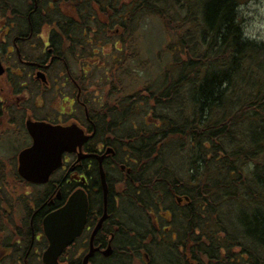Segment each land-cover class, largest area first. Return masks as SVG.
<instances>
[{
    "label": "trees",
    "instance_id": "trees-1",
    "mask_svg": "<svg viewBox=\"0 0 264 264\" xmlns=\"http://www.w3.org/2000/svg\"><path fill=\"white\" fill-rule=\"evenodd\" d=\"M60 1L49 18L66 34L74 18ZM242 1L89 0L77 8L96 32L75 44L84 55L73 63L101 70V125L134 157L120 235L134 247L148 240L149 264H264V41L246 36ZM148 18L172 38L157 66L142 56ZM167 210L170 234L161 241L146 214ZM131 260L127 253L120 264Z\"/></svg>",
    "mask_w": 264,
    "mask_h": 264
},
{
    "label": "flooded vegetation",
    "instance_id": "flooded-vegetation-1",
    "mask_svg": "<svg viewBox=\"0 0 264 264\" xmlns=\"http://www.w3.org/2000/svg\"><path fill=\"white\" fill-rule=\"evenodd\" d=\"M88 2L66 0L67 14L74 19L64 34L49 18L55 4L62 5L60 0H0V264H46L45 219L77 190L86 195V222L57 256L58 264H120L127 253L131 264L151 262L153 246L148 248V240L146 246H123L120 235L125 231L121 217L127 218L130 208V199L122 193L133 181L134 157L101 125V75L73 63L79 51L84 55V48L75 44L95 37L96 31L89 30L77 9H88ZM42 122L76 124L82 133L75 149L63 151L59 166L31 179L23 171H40L41 160L36 153L22 160L21 154L34 144L28 123ZM146 216L158 240H168L169 230L159 221L164 214ZM91 246L94 251L88 255Z\"/></svg>",
    "mask_w": 264,
    "mask_h": 264
},
{
    "label": "water",
    "instance_id": "water-1",
    "mask_svg": "<svg viewBox=\"0 0 264 264\" xmlns=\"http://www.w3.org/2000/svg\"><path fill=\"white\" fill-rule=\"evenodd\" d=\"M2 68L3 66L0 62V71ZM28 126L34 137V144L30 150H26L21 154V158L24 160L30 156L29 153L32 155L36 153L38 159L41 160L40 171H35L31 167L23 171L25 176L31 179L37 178L38 176L42 178V175L46 176L53 168L58 166L63 151L75 149L82 133L76 124L52 126L51 124L42 122L28 123ZM101 180L106 196L107 183L105 173L102 169ZM87 211L88 204L86 195L82 190H77L65 206L45 219V232L49 239V246L44 253V261L46 264H58L57 256L60 252L81 234L86 222ZM101 222L97 225L95 232L101 226ZM95 232H93V235ZM93 251L94 249L91 246L88 255L92 254ZM88 255L85 257V262L87 261Z\"/></svg>",
    "mask_w": 264,
    "mask_h": 264
},
{
    "label": "rangeland",
    "instance_id": "rangeland-1",
    "mask_svg": "<svg viewBox=\"0 0 264 264\" xmlns=\"http://www.w3.org/2000/svg\"><path fill=\"white\" fill-rule=\"evenodd\" d=\"M242 14V26L246 36L257 41H264V0H243L240 6ZM142 31V56L150 61L152 66H157V52L163 47V44L170 37L167 35V29L158 19H146L143 21ZM172 38L170 39V41ZM87 59L89 57L87 56ZM86 59V60H87ZM89 64H87V67ZM98 72H101L99 70ZM97 73V72H96ZM101 88V87H100ZM99 90V89H98ZM104 89H101V95H104ZM104 99V96L101 100ZM141 117L140 115H137ZM168 212V211H167ZM168 214V213H167Z\"/></svg>",
    "mask_w": 264,
    "mask_h": 264
},
{
    "label": "bare ground",
    "instance_id": "bare-ground-1",
    "mask_svg": "<svg viewBox=\"0 0 264 264\" xmlns=\"http://www.w3.org/2000/svg\"><path fill=\"white\" fill-rule=\"evenodd\" d=\"M123 241H126V240H123ZM124 245H125V244L123 243V246H124ZM126 245H130V246H132V244H129V243H128V244H126ZM132 247H133V246H132Z\"/></svg>",
    "mask_w": 264,
    "mask_h": 264
}]
</instances>
